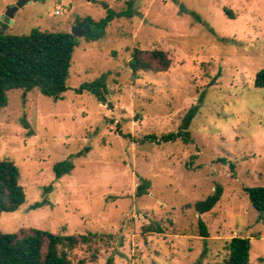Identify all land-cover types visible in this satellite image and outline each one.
I'll use <instances>...</instances> for the list:
<instances>
[{"label":"rangeland","instance_id":"374dc122","mask_svg":"<svg viewBox=\"0 0 264 264\" xmlns=\"http://www.w3.org/2000/svg\"><path fill=\"white\" fill-rule=\"evenodd\" d=\"M17 1L0 0V31L74 34L87 18L97 24L130 0H28L3 29ZM90 26L76 37L62 99L13 90L0 110V160L18 166L26 192L18 211L0 216V234L98 233L95 264H216L231 239L246 237L250 264H264V212L245 192L264 187V88L254 86L264 68V0H135L132 17L105 30ZM135 49L165 52L170 69L132 80ZM103 75L107 105L77 93ZM195 105L189 144L144 141L177 132ZM70 157L74 169L56 179L53 166ZM141 180L150 186L138 196ZM217 186L220 202L199 215L195 203ZM149 226L162 232L145 233ZM75 257L89 259L90 250L80 247Z\"/></svg>","mask_w":264,"mask_h":264},{"label":"trees","instance_id":"16d2710c","mask_svg":"<svg viewBox=\"0 0 264 264\" xmlns=\"http://www.w3.org/2000/svg\"><path fill=\"white\" fill-rule=\"evenodd\" d=\"M135 0L127 3V9L121 12L110 13L97 24L90 19L84 20L94 27L105 30L115 18H130L134 11ZM81 24V23H80ZM2 28L7 25L1 23ZM88 40H90L88 38ZM79 42L72 33L51 32L41 29H33L28 35L9 34L0 31V110L8 105V94L13 90H23L28 93L37 89L46 97L54 101L62 99L68 91L70 70L73 64V54ZM129 66L132 69V80L138 78L139 71H153L156 73L167 72L171 66V60L161 50L143 51L135 49ZM106 76L98 80L82 84L76 91L78 94L88 92L92 94L100 104L107 105ZM254 86L264 88V68L255 75ZM202 101L200 96L199 102ZM197 105L191 107L183 117L178 131L157 138L147 135L144 141L154 143H171L180 140L184 144L192 141L190 126L198 113ZM122 135V134H121ZM127 137L126 135H122ZM74 169L72 158L57 162L53 166L56 179L70 174ZM150 184L141 180L137 188V195L146 194ZM252 207L258 212H264V187L246 188ZM223 188L217 186L214 192L204 200L194 205L199 215L213 210L220 202ZM26 202V192L20 183L18 166L8 160H0V216L3 213H14ZM44 204L36 203L38 208ZM200 236L209 237L205 223L198 222ZM145 233L162 230L159 226H149ZM104 236L98 233L88 232L80 235H66L52 233L40 229H20L14 233L0 234V264H95L100 256V245ZM87 246L90 250V258L77 259L75 251ZM252 243L250 238L236 237L227 245L226 258L216 264H250V251ZM106 264H114L112 258Z\"/></svg>","mask_w":264,"mask_h":264},{"label":"water","instance_id":"95a60500","mask_svg":"<svg viewBox=\"0 0 264 264\" xmlns=\"http://www.w3.org/2000/svg\"><path fill=\"white\" fill-rule=\"evenodd\" d=\"M90 1V0H88ZM26 3H28V0H18L16 4L10 6L6 13L3 14L1 20L4 24H10L13 22V17H14V14L20 9L22 8ZM105 8H107V6H105ZM73 34V33H72ZM84 32L83 31H78V32H74V37H77L79 35H83Z\"/></svg>","mask_w":264,"mask_h":264},{"label":"flooded vegetation","instance_id":"af4514ba","mask_svg":"<svg viewBox=\"0 0 264 264\" xmlns=\"http://www.w3.org/2000/svg\"><path fill=\"white\" fill-rule=\"evenodd\" d=\"M90 30H91V26L87 22H84V23H81V24L77 25V29H76V31H83L84 34L86 32H89Z\"/></svg>","mask_w":264,"mask_h":264},{"label":"built area","instance_id":"2783aa9c","mask_svg":"<svg viewBox=\"0 0 264 264\" xmlns=\"http://www.w3.org/2000/svg\"><path fill=\"white\" fill-rule=\"evenodd\" d=\"M58 14H59V11H56V12H55V15H58Z\"/></svg>","mask_w":264,"mask_h":264}]
</instances>
